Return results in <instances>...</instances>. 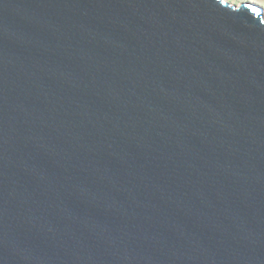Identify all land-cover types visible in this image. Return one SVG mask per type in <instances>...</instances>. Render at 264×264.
Wrapping results in <instances>:
<instances>
[{
	"label": "water",
	"instance_id": "95a60500",
	"mask_svg": "<svg viewBox=\"0 0 264 264\" xmlns=\"http://www.w3.org/2000/svg\"><path fill=\"white\" fill-rule=\"evenodd\" d=\"M0 264H264V9L0 0Z\"/></svg>",
	"mask_w": 264,
	"mask_h": 264
},
{
	"label": "rangeland",
	"instance_id": "374dc122",
	"mask_svg": "<svg viewBox=\"0 0 264 264\" xmlns=\"http://www.w3.org/2000/svg\"><path fill=\"white\" fill-rule=\"evenodd\" d=\"M228 1L234 4H237V5L245 3V2H253V3L260 5L264 9V0H228Z\"/></svg>",
	"mask_w": 264,
	"mask_h": 264
}]
</instances>
